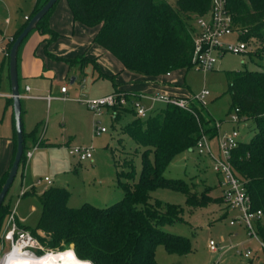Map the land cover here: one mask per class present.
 <instances>
[{
  "label": "trees",
  "instance_id": "trees-1",
  "mask_svg": "<svg viewBox=\"0 0 264 264\" xmlns=\"http://www.w3.org/2000/svg\"><path fill=\"white\" fill-rule=\"evenodd\" d=\"M45 1L35 0L27 18L7 41L4 57L7 66L13 40ZM211 2L175 0L172 5L167 0H66L72 23L95 28L92 43L108 51L122 68L152 79L192 66L190 58L196 30L193 21L209 15ZM225 5L232 25L245 30L239 35L240 39L246 42L264 40V0H226ZM53 6L34 29L47 35L43 50L48 57L64 61L69 69L75 68L79 72L85 62L93 60L91 57L83 52L72 57L61 56L47 49V45L58 36L47 18ZM100 75L109 77L113 90H119V83L113 75ZM226 77L230 108H238L239 121L252 120L254 130L248 140L238 141L231 151L230 162L234 173L244 181L252 208L260 209L264 216V69L230 70L226 71ZM6 100L12 103L11 97ZM191 107L194 113L174 105L154 107L145 117L133 116L122 127V132L140 147V171L134 181L132 157L125 161V166L130 169L125 174L132 181L121 183L123 194L118 201L105 207L88 202L71 207L67 204L69 191L49 185L39 192H31L41 206L35 227L24 225L15 217L18 227L29 230L48 249L72 248L78 258L92 264H157L154 251L159 244L168 252L183 254L190 251L186 236L165 229L180 219L181 207L159 199L150 201V192L158 187L178 190L185 194L190 205L205 204L214 199L223 201L221 195L212 198L196 193L188 181L163 174L174 156L191 150L203 133L209 139L218 134L217 121L209 116L205 106L192 101ZM116 109L112 120H117L121 111L128 108ZM37 141L38 145L44 144L38 137L37 124L29 131L23 130L21 169L25 152ZM15 148L14 130L12 154L8 168L0 176V187L7 176ZM29 192L25 191L23 195ZM7 193L0 206V236L11 212ZM255 229L264 242V222L256 221ZM35 251L42 253V250Z\"/></svg>",
  "mask_w": 264,
  "mask_h": 264
},
{
  "label": "rangeland",
  "instance_id": "rangeland-1",
  "mask_svg": "<svg viewBox=\"0 0 264 264\" xmlns=\"http://www.w3.org/2000/svg\"><path fill=\"white\" fill-rule=\"evenodd\" d=\"M175 5V0H167ZM18 3H9L13 11L12 20H20V16L27 13L25 5L28 0ZM1 5V1H0ZM7 12L0 6V27L5 25ZM10 18V16H9ZM49 25L58 36L52 40L47 49H74L81 43L82 49L91 54L92 61H87L77 74L75 82L70 83L69 75L54 78H45L44 82H51L52 87L59 88L66 83L68 95L72 99L52 100L49 107L44 101H31L22 99L21 120L24 131L31 130L36 124L38 133L45 132L43 145L32 149L29 158L25 157L23 169L18 171L8 190L10 208L14 207L16 219L29 227H35L40 215L41 206L34 195L48 185L63 187L69 191L67 204L78 207L83 202L91 203L97 207L109 206L118 201L123 194L122 182L132 181L125 174L129 167L125 161L132 157L134 166V181L140 171V147L126 134L122 127L134 116L129 109L121 111L117 120H112L113 110L104 108L101 115L96 116L80 101L84 97H98L111 92L114 87L109 77L100 75L104 73L113 75L119 84L132 87L139 79L138 74L122 68L120 62L108 51L92 43L91 38L95 32L94 27H86L79 23H72L71 13L66 0H57L48 14ZM14 21V20H13ZM195 26V20L193 21ZM52 27V26H51ZM42 35L38 30H31L21 42L17 53V71L23 55L27 52L30 57L39 58L42 69L47 55L43 47L39 46ZM237 34L232 32L223 38L225 42H233ZM45 38V39H46ZM44 39V40H45ZM98 48V51L94 49ZM79 49V47H77ZM253 53H258L257 57ZM49 60V59H48ZM47 62V61H46ZM55 74L66 69L65 62L52 60ZM264 69V40H251L247 50L242 53L225 52L209 70L197 69L193 66L178 68L171 71L170 81H175V91L197 93L202 88L209 91L206 96L205 110L214 120L220 123L219 131L237 129L240 139L248 140L254 130L252 120L232 121L234 109L230 108V96L227 92L228 80L226 71L240 69ZM19 72V71H18ZM65 74V71H64ZM7 61L1 58L0 53V91L8 85ZM140 84V83H139ZM6 85V87H8ZM164 106L156 103L155 107ZM149 113V112H148ZM13 113L11 103L5 96L0 95V136L12 137L14 134ZM96 126H104L105 131L96 133ZM53 144H45L47 141ZM74 145L92 146V157L79 160L77 156L69 153L68 149ZM213 152L217 153L216 137L210 140ZM31 149V147L29 148ZM22 170V174L20 171ZM168 178H181L188 181L191 190L203 193L205 196L217 197L222 193L219 180L221 174L213 169L211 159L205 154H198L194 148L187 149L174 156L163 171ZM48 176L51 184L36 183L38 178ZM20 190L30 191L20 194ZM159 199L163 202L174 203L181 207L180 219L167 225V231L186 236L191 245L187 253L168 252L159 244L155 247L154 257L157 264H263L264 248L259 240L250 238L242 222L229 224V219L237 215L236 210L227 209L225 203L219 200L209 201L205 204L190 205L186 202L184 193L167 187H158L150 192V201ZM227 209V211H226ZM264 222V216L261 218ZM0 236V260L11 249L10 243ZM39 232V231H38ZM212 240L217 247L216 251L209 248L208 241ZM18 244V243H17ZM43 245V244H42ZM250 249L251 255L244 257L237 250ZM26 249H23L25 251ZM56 251L43 245L42 253Z\"/></svg>",
  "mask_w": 264,
  "mask_h": 264
},
{
  "label": "built area",
  "instance_id": "built-area-1",
  "mask_svg": "<svg viewBox=\"0 0 264 264\" xmlns=\"http://www.w3.org/2000/svg\"><path fill=\"white\" fill-rule=\"evenodd\" d=\"M226 0H212L209 15L206 17H198L195 20V32L193 36V48L191 53V65L197 69L209 70L212 69L218 59L225 52L242 53L247 50L248 42L239 38V35L245 30L235 28L232 25L231 15L226 9ZM27 18V16H25ZM235 32L237 39L233 42H225L223 38ZM170 72H166L168 75ZM28 89V86H25ZM66 86L60 87L61 91H65ZM209 91L202 88L199 92L190 94L189 96H174L163 92L158 93H129L121 90H113L104 95L93 98H80L79 101L94 115L102 114L104 108H110L116 111L118 107L124 108L129 105L134 113V116L145 117L148 112L155 107V103H162L163 105H174L182 109H186L194 113L191 107V102L195 101L203 106L206 105V96ZM50 99V96H47ZM238 108H234V114L231 115L232 121H239L237 115ZM113 114V113H112ZM218 134L216 136L217 153L213 152L210 145V140L204 133L197 140L194 149L198 154L207 155L213 164V169L221 174L222 179L219 184L222 187V199L227 209L237 211V215L230 218L229 224L236 221L242 222L247 230L250 238L259 240L261 246L264 248V242L258 237L255 229V223L263 218V213L260 209H253L249 194L246 192L244 181H242L233 171L230 155L233 148H235L240 140L237 129L231 131H219L220 123L217 121ZM104 126H96L95 132L100 133L105 131ZM38 145L31 146L25 152L26 158L32 154V149ZM69 153L77 156L79 160H85L92 157V146L74 145L68 149ZM45 182L51 183L48 176L38 178L36 183ZM23 194V190H20ZM3 237L10 243L11 248L14 244L23 243L21 248L31 251L32 249H43L42 243L37 237L32 235L29 230L18 227L15 221L14 207L6 220ZM209 248L216 251L215 243L210 239L208 241ZM237 252L244 257L251 255L250 249L244 251L236 249Z\"/></svg>",
  "mask_w": 264,
  "mask_h": 264
},
{
  "label": "crops",
  "instance_id": "crops-1",
  "mask_svg": "<svg viewBox=\"0 0 264 264\" xmlns=\"http://www.w3.org/2000/svg\"><path fill=\"white\" fill-rule=\"evenodd\" d=\"M0 1H1L0 6H4V10L7 12V15L5 17V25H2L0 27V53H1V58L4 59L7 41L13 36L18 26L26 19L25 16L29 15V13L31 12L34 6L35 0H28V2L25 5V10L27 13L21 15L19 21H16V19H13L14 20L13 21L12 20L13 17L11 13L10 14L8 13V11H13L11 9L12 6H9V3H8V2L11 3V0H0ZM12 1L13 3H18L15 6L20 5V4L22 5L21 0H12ZM51 26L53 28V25ZM45 38H46L45 35L44 36L42 35L40 43L38 44L39 46L43 47ZM76 45L77 46L74 49H71V48L70 49L64 48L62 50L51 49L50 51L53 53H56L57 55L69 56V57H72L75 54L82 53V52L88 57L92 56L91 54L87 55V52L84 51L85 49L84 50L82 49L83 46H81V43L78 42V44ZM77 47H79V49H77ZM94 50L99 52L98 48H95ZM46 59L47 60H44V61L48 69L44 70L42 69V62L39 58L30 57V55L27 52L24 53L20 66H19V70H18L19 72L17 71L20 102H22V99H29L31 101H35L36 99V101H39V100L44 101L47 107H49L52 100H65V99L73 98L71 97V95H68L69 93H68V87L66 83H61L59 88H54L52 87L51 82H46L45 84L44 79L54 78V76H59V77L64 78L67 74L69 75V81H70L71 76H74L73 82H75V80L78 78L77 77L78 70L75 68L69 69L68 65L65 63V65H67L66 69L61 71L60 73L58 72V74H55L53 70L54 63L51 62L52 60H55V59H52L50 57ZM64 71H65V74H64ZM170 76H171V72L168 75L164 74L154 79L146 78L138 74L139 79L134 83L132 87H129L128 85H124V84H119L117 88L119 90H123V91L130 92V93H135V94L158 93V92H163V93H167V94L174 95V96H189L190 94H193V93L185 94V92L182 93V92L175 91L176 89L174 87L175 85H177V83L172 80L170 81L168 79ZM8 82H9V77H8ZM6 85L4 84L5 89L3 91H0V95L5 96L7 98V97H10V84L8 83L7 85L8 87H6ZM63 85L66 86L65 91L60 90V87ZM25 86H28V89ZM47 96H50V99H47ZM154 105H156V103ZM44 134L43 132L41 133V131L38 133V137L39 139H41L42 142L45 141L46 139ZM45 144H53V143H51V141H47L45 142ZM11 154H12V137H9V136L1 137L0 136V176L8 168ZM51 183H52V180H51Z\"/></svg>",
  "mask_w": 264,
  "mask_h": 264
},
{
  "label": "water",
  "instance_id": "water-1",
  "mask_svg": "<svg viewBox=\"0 0 264 264\" xmlns=\"http://www.w3.org/2000/svg\"><path fill=\"white\" fill-rule=\"evenodd\" d=\"M56 0H46L40 8L30 17L21 32L13 40L8 51V77L10 84V97L12 99V112L14 120V130L16 136L15 153L9 167L7 176L0 187V206L9 190L14 177L17 174L21 155L23 152V128L21 120V102L17 74V52L18 48L26 37V35L35 28L37 22L45 15V13L53 6ZM74 76H71L70 83L73 82Z\"/></svg>",
  "mask_w": 264,
  "mask_h": 264
},
{
  "label": "bare ground",
  "instance_id": "bare-ground-1",
  "mask_svg": "<svg viewBox=\"0 0 264 264\" xmlns=\"http://www.w3.org/2000/svg\"><path fill=\"white\" fill-rule=\"evenodd\" d=\"M22 245L14 244L2 257L0 264H92L89 260L78 258L72 248L35 255L31 251H23Z\"/></svg>",
  "mask_w": 264,
  "mask_h": 264
}]
</instances>
